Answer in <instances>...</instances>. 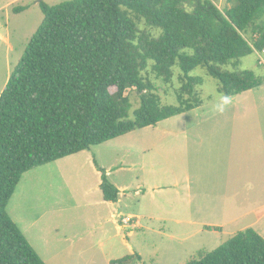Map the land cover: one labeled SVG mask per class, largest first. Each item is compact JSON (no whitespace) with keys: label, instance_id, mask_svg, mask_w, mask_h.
<instances>
[{"label":"trees","instance_id":"obj_1","mask_svg":"<svg viewBox=\"0 0 264 264\" xmlns=\"http://www.w3.org/2000/svg\"><path fill=\"white\" fill-rule=\"evenodd\" d=\"M227 2L235 5L226 11L212 0L40 4L44 21L0 98V264H46L7 211L26 173L201 107L202 80L190 75L197 68L218 80L227 98L263 85L238 68L264 52V0ZM176 66L178 104L165 105L145 73L169 85ZM129 88L141 101L134 112ZM94 163L104 201L117 203L121 191ZM135 256L142 260L135 254L111 264H131ZM186 264H264V238L250 228Z\"/></svg>","mask_w":264,"mask_h":264},{"label":"rangeland","instance_id":"obj_2","mask_svg":"<svg viewBox=\"0 0 264 264\" xmlns=\"http://www.w3.org/2000/svg\"><path fill=\"white\" fill-rule=\"evenodd\" d=\"M67 1L71 0H0V98L44 21L40 4L54 6ZM212 1L222 11L235 5L227 0ZM21 7L28 8L17 14L15 9ZM141 28L150 30L144 24ZM152 33L158 36L161 30ZM261 59L264 60L263 52H255L241 59L238 68L253 71L263 81L257 89L227 98L219 92L220 82L205 69L197 68L190 75L202 80L198 87L204 102L201 107L29 171L12 201L13 215L22 216L27 222L42 215L37 226L27 231L34 244L37 242L32 236L39 234L41 228L59 225L57 231L52 230L58 238L52 251L66 244L64 238L69 241L85 237L95 226H105L115 234L116 226L108 219L116 213V206L103 202L101 175L95 159L108 172L110 180L122 188L120 210L125 216L133 215L143 227L122 229L119 243L124 239L131 248L125 247L114 261L137 254L142 260L135 256L131 264H186L218 249L255 224L257 216L239 217L242 209L264 205V182H256L250 191L247 183L239 180H235L237 188L232 197L235 209L231 205L230 211L225 212L221 205L226 179L233 184L237 170L242 175L249 170L245 160L234 157L235 148L223 137L232 134L230 127L242 125L260 126L264 135ZM181 74L179 66L174 67L173 82L166 85L155 78L151 69L145 73L156 83L165 105L178 104L176 91L182 85ZM126 94L134 112L141 105L139 94L135 88H129ZM247 182L254 183L252 179ZM203 191L206 195H201ZM245 199L251 201L243 202ZM223 223L228 225L222 231L205 227ZM21 226L25 229L27 223L21 221ZM65 253L51 259V264L69 263L71 260H61ZM88 262V259L75 260L74 264ZM91 264L102 261L93 260Z\"/></svg>","mask_w":264,"mask_h":264},{"label":"crops","instance_id":"obj_3","mask_svg":"<svg viewBox=\"0 0 264 264\" xmlns=\"http://www.w3.org/2000/svg\"><path fill=\"white\" fill-rule=\"evenodd\" d=\"M230 128L232 129L229 130V132H231L232 134L228 136H224L223 138H227L229 142L228 143L229 146L231 145V147L235 148L232 150V154L234 155V157L235 155H237L238 159L240 157L242 158V160H245V162L249 166V170L248 172H243L245 175H242L237 170L236 173L234 174L235 179L233 181V184H231L228 181V179H226L227 186H226L223 196L221 195L222 210L225 212L230 211L231 205H232V210L235 209L234 208L235 203L232 204L234 202L232 200V197H234V194L236 193V188H237L235 180L237 182L238 180L245 181L247 183V190H250V191L254 190V186L256 182L257 183H259L260 181L264 182V135H263V130L261 129L260 126H246V125L233 126ZM237 145H241V147H245V148L239 150L240 148L237 147ZM234 150L236 151V153ZM69 157H72V156H69ZM251 169L254 170V172H252ZM249 179H252L254 183L252 184L248 183L247 181ZM187 180L188 182H191L190 178H188ZM114 185L121 191L119 201L117 203H110V202L104 201L103 199V202L110 204L114 207L116 206L114 209L116 213L112 214L111 218L108 219V222H113V225L116 226L115 234H111V232H109V230L105 226H102V225L98 227L95 226L93 229L88 231L85 237H81V236L78 238L73 237L72 239L69 238V241L66 238H64L66 244L63 247L55 251H52L51 248L56 244V242L58 241V238L52 234V230L57 231V228L59 225L56 224L46 230L41 228L39 234H35L34 236H32L37 242L36 244H34L32 239L29 237L28 235L29 233H27V231L28 229L33 230V228L37 226V223H39L40 220L42 219V215L39 216V218L29 220L28 222L25 221V219L22 218V216L15 218V216L13 215L12 209H11V204H12V201L15 195L13 196L11 202L9 203L7 211L10 217L12 218V220L18 225V227L20 228L21 232L24 234L28 242L31 244V246L34 248V250L37 252V254L43 259V261L46 264L53 263L51 259H55L57 256H60L62 253H65L67 249H71V250L70 252H66L65 254H63L61 260H64V261L71 260V261L69 263L64 262V264H74L75 260H85V259H88L90 261L88 262V264H91L93 260L102 261V264H111V262L114 261L118 253L122 252L125 247H130L129 243L125 241L124 239L121 240V245L119 243V238H123L122 237L123 230L121 226L119 225L118 221L120 217L125 216V215L120 210L122 188H120V186L116 183ZM99 188H100V185H99ZM201 195H206V194L203 191ZM189 199L191 200V196H189ZM246 201L250 202L251 200H247V199L243 200V202H246ZM55 213L56 212H53L52 214H55ZM241 216L242 218L257 216V220L255 224L250 228L256 230L264 238V205H261L259 207L257 205L250 209H242L241 215L239 217ZM129 217H134V216L129 215ZM21 221L27 223V226L25 229L21 226ZM183 221L185 222L184 219L183 220L178 219V222L180 223ZM227 225L228 224L223 223L217 226H205V227H216V228L218 227L220 228L219 231H222L223 228H225V226ZM138 227L139 229H143L140 222L137 228ZM133 232L134 231L132 230L131 234H133Z\"/></svg>","mask_w":264,"mask_h":264},{"label":"built area","instance_id":"obj_4","mask_svg":"<svg viewBox=\"0 0 264 264\" xmlns=\"http://www.w3.org/2000/svg\"><path fill=\"white\" fill-rule=\"evenodd\" d=\"M264 54V52H263ZM260 64L264 65V60H260ZM135 217H129V216H122L120 217V226L122 229H128L129 227L131 228H137L139 226V221L135 220Z\"/></svg>","mask_w":264,"mask_h":264}]
</instances>
